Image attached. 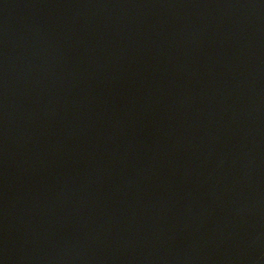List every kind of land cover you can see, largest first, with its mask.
<instances>
[{"label":"water","instance_id":"1","mask_svg":"<svg viewBox=\"0 0 264 264\" xmlns=\"http://www.w3.org/2000/svg\"><path fill=\"white\" fill-rule=\"evenodd\" d=\"M0 264H264V0H0Z\"/></svg>","mask_w":264,"mask_h":264}]
</instances>
